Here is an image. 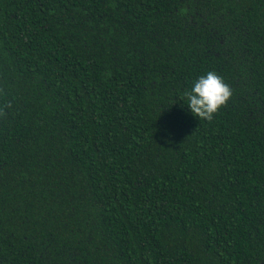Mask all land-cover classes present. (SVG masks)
<instances>
[{"label":"trees","instance_id":"1","mask_svg":"<svg viewBox=\"0 0 264 264\" xmlns=\"http://www.w3.org/2000/svg\"><path fill=\"white\" fill-rule=\"evenodd\" d=\"M0 264H264V0H0Z\"/></svg>","mask_w":264,"mask_h":264},{"label":"clouds","instance_id":"2","mask_svg":"<svg viewBox=\"0 0 264 264\" xmlns=\"http://www.w3.org/2000/svg\"><path fill=\"white\" fill-rule=\"evenodd\" d=\"M233 96L230 85L215 71H207L183 93V103L195 117L211 120Z\"/></svg>","mask_w":264,"mask_h":264}]
</instances>
